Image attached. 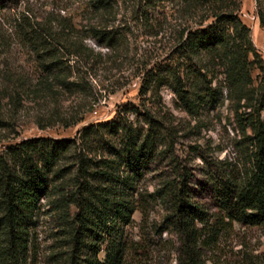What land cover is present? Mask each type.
<instances>
[{"label":"rangeland","instance_id":"rangeland-1","mask_svg":"<svg viewBox=\"0 0 264 264\" xmlns=\"http://www.w3.org/2000/svg\"><path fill=\"white\" fill-rule=\"evenodd\" d=\"M139 1L112 0L108 9L98 11L89 0H0V152L29 138L77 140L83 127L116 118L125 105H136L138 113L128 117L139 129L154 124L161 141L156 158L143 170V196L169 179L182 189L181 197L199 207L203 220L196 223L203 263L264 264V224L231 219L221 207L223 184L243 181L254 161L251 132H244L236 117V102L228 97L223 68H216L205 82L214 96L193 97L190 109L172 80L155 93L141 94L147 72L159 73L173 63L168 55L174 24L186 20L179 19L172 2L152 0L147 6L146 0ZM20 15L58 31L66 26L60 45L63 62L74 64V75L83 80L85 93L59 97L34 93L30 84L40 67L17 33ZM259 15H264V0H243L241 17L264 61ZM110 34L113 47H108ZM253 76L259 82L264 72L257 68ZM42 204L32 264H54L58 228L44 211L46 201ZM145 208L146 215L138 208L132 222L124 226L130 247L124 264H181L186 257L179 232L168 219L170 203L159 199Z\"/></svg>","mask_w":264,"mask_h":264},{"label":"trees","instance_id":"trees-1","mask_svg":"<svg viewBox=\"0 0 264 264\" xmlns=\"http://www.w3.org/2000/svg\"><path fill=\"white\" fill-rule=\"evenodd\" d=\"M89 1L98 11L112 3ZM166 1L174 3L179 19L186 21L174 24L168 55L173 63L159 73L147 72L141 94L155 93L172 80L190 109L193 97L214 96L205 82L216 68H223L236 117L244 132H251L254 161L243 181L223 184L221 207L231 219L264 224V79L257 82L253 76L257 68L264 72V61L241 17L243 0ZM150 2L146 0L147 6ZM259 17L264 26V15ZM16 30L40 67L30 84L34 93L45 97L85 93L83 80L74 75V64L63 62L60 45L65 25L58 31L20 15ZM113 37L107 36L108 47H113ZM26 84L21 87L26 89ZM129 113H138L136 105H125L116 118L83 127L77 140L29 138L0 152V264H32L43 200L48 206L44 211L58 228L54 264H124L130 251L124 226L138 208L146 215L144 205L159 199L170 203L168 219L179 232L186 257L181 264H206L199 253L202 237L196 222L203 220L199 207L181 197L182 189L169 179L143 196V170L156 158L161 141L154 124L139 129Z\"/></svg>","mask_w":264,"mask_h":264}]
</instances>
